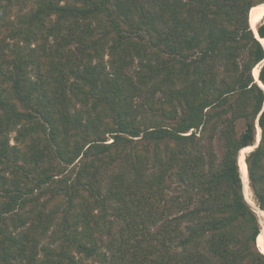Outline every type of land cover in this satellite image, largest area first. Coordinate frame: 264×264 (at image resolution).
I'll list each match as a JSON object with an SVG mask.
<instances>
[{"label": "trees", "instance_id": "obj_1", "mask_svg": "<svg viewBox=\"0 0 264 264\" xmlns=\"http://www.w3.org/2000/svg\"><path fill=\"white\" fill-rule=\"evenodd\" d=\"M261 4L0 0V264H264Z\"/></svg>", "mask_w": 264, "mask_h": 264}, {"label": "bare ground", "instance_id": "obj_2", "mask_svg": "<svg viewBox=\"0 0 264 264\" xmlns=\"http://www.w3.org/2000/svg\"><path fill=\"white\" fill-rule=\"evenodd\" d=\"M263 19H264V4L255 6L250 10V12H249V23L250 24L249 25H250V27H252L253 31H255L257 25ZM259 41H260V44L262 45V47L264 49V39H259ZM258 73H259V67H256L253 70L254 78H257ZM259 85L261 86V88L264 89V87L260 83H259ZM256 135H257L256 136V141H257L256 144H257L260 140V129L258 127H257ZM253 149H254V147H247V148L241 150V152L239 154L240 157L238 158V166H239V170H240V174H241L243 190L246 192L249 191V188H248L247 168H246V165L244 163V155H245V153L250 152ZM244 195L246 196L245 193H244ZM247 199L249 200L248 197H247ZM262 215L264 216V213H262ZM256 246L259 249L260 253H262L264 255V225L261 226L260 234L258 235V237L256 239Z\"/></svg>", "mask_w": 264, "mask_h": 264}, {"label": "rangeland", "instance_id": "obj_3", "mask_svg": "<svg viewBox=\"0 0 264 264\" xmlns=\"http://www.w3.org/2000/svg\"><path fill=\"white\" fill-rule=\"evenodd\" d=\"M14 15H15V14H13V18H14ZM10 19L12 20V18H10ZM109 58H110V57H109L107 54L104 55V61L109 60ZM138 67H139V60H138L137 58H135V59H134V64H133L132 68H133V70H134V69H136V68H138ZM146 118H148V117H146ZM150 118H152V116L149 117V119H150ZM152 119H154V118H152ZM256 132H257V128H256ZM14 135H15L14 133L10 135V140H11L10 143H13V137H14ZM106 139H107V143H110V142H111L110 137H107ZM256 142H257V141H255V144H256ZM247 153H249V152H247ZM245 155H246V153H245ZM245 155H244V156H245ZM239 157H240V156H239ZM118 172H120V166H119V165H115V166H113V167H111V168L109 169V174H110V175H115V174L118 173ZM109 174H108V176H109ZM248 188H249V186H248ZM247 192H248V193H247ZM247 192L243 190V194H244V193L246 194V196L244 195V197H246V198H245L246 201H247V202L251 205V207L256 211V214H257V216H258L259 223H260L261 226H263V225H264V216L262 215L263 212L259 211V210L255 207V202H254V200H253V194H252L250 188H249V191H247ZM247 195H248V196H247ZM247 197L249 198L250 201L247 199ZM109 219L111 220V217H109ZM118 223H119L118 225H120V222H118ZM118 225L115 226V229L113 228V229L111 230L112 233H115V232H116V230L118 229ZM157 229H158V226L155 227V226H151V225H150V230H149V232L153 234L154 232H156ZM103 238H104L105 242L107 243V241L110 240L111 236L105 235ZM150 259H151V257H149V260H150ZM90 262H91V261H90ZM93 264H99V263H93Z\"/></svg>", "mask_w": 264, "mask_h": 264}, {"label": "water", "instance_id": "obj_4", "mask_svg": "<svg viewBox=\"0 0 264 264\" xmlns=\"http://www.w3.org/2000/svg\"><path fill=\"white\" fill-rule=\"evenodd\" d=\"M263 21V20H262ZM261 21V22H262ZM261 22L257 25V27L261 24ZM250 24V23H249ZM257 27H256V29H255V31H253V29H252V27H250L251 28V30L253 31V33L255 34V36H256V38H257V40H259V39H263V38H261L259 35H258V32H257ZM260 42V41H259ZM252 74H253V72H252ZM255 79V82L258 84V86L261 88V86L259 85V83L263 86V84L259 81V79H258V76H257V78H254ZM264 87V86H263ZM261 89H263V88H261ZM259 143V142H258ZM258 143L257 144H255V146H253L254 148H256L257 147V145H258ZM245 163V162H244ZM246 165V164H245Z\"/></svg>", "mask_w": 264, "mask_h": 264}, {"label": "clouds", "instance_id": "obj_5", "mask_svg": "<svg viewBox=\"0 0 264 264\" xmlns=\"http://www.w3.org/2000/svg\"><path fill=\"white\" fill-rule=\"evenodd\" d=\"M257 136V135H256Z\"/></svg>", "mask_w": 264, "mask_h": 264}]
</instances>
